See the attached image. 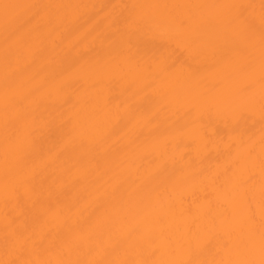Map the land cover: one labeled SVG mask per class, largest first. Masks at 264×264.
Returning <instances> with one entry per match:
<instances>
[{
    "label": "bare ground",
    "instance_id": "1",
    "mask_svg": "<svg viewBox=\"0 0 264 264\" xmlns=\"http://www.w3.org/2000/svg\"><path fill=\"white\" fill-rule=\"evenodd\" d=\"M2 3L64 7L44 28L0 9V264H259L262 0ZM224 5L251 6L244 26ZM131 6L149 23L129 47Z\"/></svg>",
    "mask_w": 264,
    "mask_h": 264
},
{
    "label": "snow or ice",
    "instance_id": "2",
    "mask_svg": "<svg viewBox=\"0 0 264 264\" xmlns=\"http://www.w3.org/2000/svg\"><path fill=\"white\" fill-rule=\"evenodd\" d=\"M53 7H64V6H53V5H46V4H28V5H21V4H14V3H2L0 4V9L3 10V16L5 21L6 29L17 19L15 13L18 12L20 9H27L31 15L28 17L26 21L27 24H33L36 28H44L48 26H60L61 20L59 17H54L50 14L49 9ZM222 7L234 9L236 10L235 19L244 26L245 18L248 9L251 7L250 5H224ZM136 6H131L132 11L129 12L128 16L124 17L119 22H114V27L117 32L121 31L120 24H123V33L128 36V44L129 47L132 46L131 37L137 33H139L143 26L148 24L149 21L146 20L144 17L137 15L135 13ZM261 13H262V21H264V0H262L261 4ZM23 25L16 28L15 31L10 33V36H15L17 32L20 31ZM250 33V30L245 29ZM248 39L251 40V36L249 34ZM260 49H261V56H260V71H261V81L262 86H264V30L261 32L260 36ZM129 65H131L132 61L131 58L128 60ZM5 98H6V108L7 102L9 100H14L15 97L10 95V93H14V91L20 86L19 77L16 74L15 70L6 72L5 80ZM23 99H27V97H23L19 102L16 103V114L14 117L9 118L6 112V127L14 128L17 120L21 117L23 112ZM261 121L262 125H264V87H262L261 93ZM251 97L247 94L239 103H247L250 102ZM212 103L222 105L225 110L232 109L233 105L237 104L238 101L230 98V97H220L218 99H213L210 101ZM236 115L235 112L232 113ZM262 132H264V127H262ZM11 139V137H10ZM262 142H264V136H262ZM261 168L264 170V159L261 160ZM262 197H264V190H262ZM222 242V246L224 248H232L235 246V241L232 240L230 237H219ZM241 246L245 249L249 248L248 241H242ZM260 254L261 259L259 260V264H264V220L261 221L260 225ZM4 264H16L15 261H8L4 262ZM44 264H50V262H44ZM56 264H104V262H96V261H81V260H59ZM107 264H117V262H107ZM122 264H127V262H122ZM163 264H167V262H163ZM186 264H192L191 261L186 262ZM204 264H208V262H204ZM212 264H216V262H212ZM220 264H256L253 260H236V261H227V262H220Z\"/></svg>",
    "mask_w": 264,
    "mask_h": 264
}]
</instances>
